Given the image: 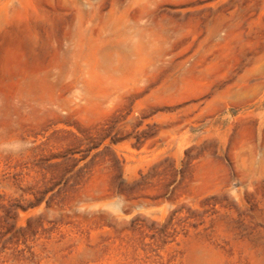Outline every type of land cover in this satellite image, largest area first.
Listing matches in <instances>:
<instances>
[{
	"label": "rangeland",
	"instance_id": "obj_1",
	"mask_svg": "<svg viewBox=\"0 0 264 264\" xmlns=\"http://www.w3.org/2000/svg\"><path fill=\"white\" fill-rule=\"evenodd\" d=\"M0 264H264V0H0Z\"/></svg>",
	"mask_w": 264,
	"mask_h": 264
},
{
	"label": "clouds",
	"instance_id": "obj_2",
	"mask_svg": "<svg viewBox=\"0 0 264 264\" xmlns=\"http://www.w3.org/2000/svg\"><path fill=\"white\" fill-rule=\"evenodd\" d=\"M26 145H21V144H15V145H9L8 147L11 150H19L21 147H25Z\"/></svg>",
	"mask_w": 264,
	"mask_h": 264
}]
</instances>
